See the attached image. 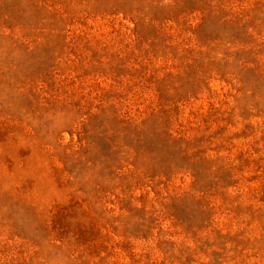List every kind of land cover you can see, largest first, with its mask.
I'll return each mask as SVG.
<instances>
[{
    "label": "rangeland",
    "instance_id": "1",
    "mask_svg": "<svg viewBox=\"0 0 264 264\" xmlns=\"http://www.w3.org/2000/svg\"><path fill=\"white\" fill-rule=\"evenodd\" d=\"M0 264H264V0H0Z\"/></svg>",
    "mask_w": 264,
    "mask_h": 264
}]
</instances>
